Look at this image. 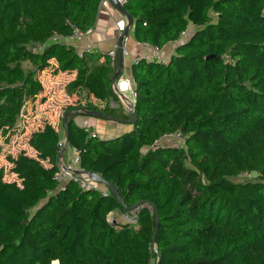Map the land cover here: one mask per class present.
<instances>
[{"label": "trees", "instance_id": "obj_1", "mask_svg": "<svg viewBox=\"0 0 264 264\" xmlns=\"http://www.w3.org/2000/svg\"><path fill=\"white\" fill-rule=\"evenodd\" d=\"M103 1L0 0V137L42 94L38 75L52 60L55 74L76 73L70 95L86 93L65 111L129 118L113 88L118 53L113 65L103 53L80 57L74 45L51 41L75 27L91 31ZM124 7L136 41L174 52L166 63H132L134 129L93 137L71 115L67 147L79 151L80 170L113 182L126 205L146 204L128 211L110 191L59 181L61 136L46 123L28 142L37 158L7 156L16 180L6 181L0 166V264H157L155 246L160 264H264V0ZM175 133L184 146L161 143ZM244 174L255 178L232 180ZM116 212L132 223L110 221Z\"/></svg>", "mask_w": 264, "mask_h": 264}, {"label": "rangeland", "instance_id": "obj_2", "mask_svg": "<svg viewBox=\"0 0 264 264\" xmlns=\"http://www.w3.org/2000/svg\"><path fill=\"white\" fill-rule=\"evenodd\" d=\"M129 39L130 40L128 42V51H131L134 40L132 36H129ZM161 58L162 57H160L159 59ZM155 59H158V58H155ZM53 68L54 66L52 65L51 68L46 69L43 72L39 73L38 78L43 83L44 91L42 92V94H40V96L37 98V100L34 103H28L27 106L24 108L25 111L20 116L15 130L14 132H12V135L9 138L8 136L0 137V166L5 168V180L6 181H14L17 179V176L11 172L12 164L9 163V161L7 160V156L12 155L13 157H17L20 154V152L25 151L27 155L33 158H37L36 151L30 147L28 142H29V139L32 133H34L36 130L42 129V127L46 123L50 122V119L47 118L48 117L47 112H52V115L56 117L54 122L55 124H57L58 128L64 134V129L62 127V119H63V114L66 108L69 106H76L79 100L83 104L86 101L85 92H79L78 94H75L73 96L70 95L68 91L66 90L67 89L66 86H67V83L69 82V79H71V77H67L62 74H55ZM127 76L128 75H125L124 78L127 79ZM120 78L118 79L117 83H119ZM42 95L45 96L44 104H41L40 102L43 97ZM123 95H125L127 99L124 100V98H122L119 95L120 101H121L122 106L125 108V110H127V107L130 104L129 98L132 97V95L130 92H127ZM95 103L98 104L97 101H95ZM100 106L102 107V105ZM112 107L117 108L118 104L115 103L112 105ZM82 118L87 119L89 117L84 116ZM93 119L98 122V125L95 127V129L98 130L97 133L101 138H105V136L106 137L107 136L108 137H118L124 134L125 132H128L134 129V126L130 124H116L114 122H111L105 119H98V118H93ZM84 121L85 120L77 121L78 123L77 125L83 126ZM110 124L115 127H111V129L108 130L107 127ZM106 131H108L109 135H105L104 132ZM7 138H8V141L6 140ZM161 143L165 145L184 146L183 139H178V138L176 139L168 138V139L162 140ZM42 162L45 166L47 167L49 166L47 161H42ZM253 178H255L254 174H244L240 177L232 178V180L236 183H242V182H245ZM109 219L110 221L113 220L114 222H117V223H123V224L132 223L131 218H129L126 215H122L121 213H117V212L111 213L109 216Z\"/></svg>", "mask_w": 264, "mask_h": 264}, {"label": "crops", "instance_id": "obj_3", "mask_svg": "<svg viewBox=\"0 0 264 264\" xmlns=\"http://www.w3.org/2000/svg\"><path fill=\"white\" fill-rule=\"evenodd\" d=\"M120 19H121L120 12L114 7V5L109 0H104L101 4L97 23H96L95 27L91 31L86 33V35L82 39L76 40L77 42L73 39H70V38L66 39L64 42L67 44L75 45L76 49L91 48L93 51H96L99 53H106L107 51L114 48V46L118 43L116 25ZM129 36H132L134 41H133V47H132L131 51H128L129 52L128 56L124 57V68H123L124 75L122 77L123 81L125 80V78H124L125 75H128L127 77L132 75L131 67H132V63H133L134 59L139 58V57H143V56H150L152 59H155V58L159 59L160 57H162L161 59L168 60L170 55H172V53L174 52V49L172 50V47H173V45H172V46H170L171 48H165V49L161 50L160 53H156V51L153 47L146 45V44H143V43H139L138 41L135 40V38L133 36V29H131ZM129 36L127 37V41H126L127 50H128V42L130 40ZM101 61H103V59H101ZM51 64L55 67L56 61L52 60ZM127 72H128V74H127ZM59 74L65 75L67 77H71V79H69V82L67 83V85L70 82H72L76 77V73H71V74L59 73ZM121 86H122V84H121ZM42 96L43 97H42L40 102H41V104H44V102H45L44 97L45 96L44 95H42ZM91 101L95 103V101H97V100L94 97H91ZM95 104H97V103H95ZM113 104H115V103H113ZM57 105H59V104H57ZM125 112L127 113V111H125ZM47 115H48L47 118L50 119L49 123L56 129V131H58L60 133L61 141H63L65 139V131L63 134V132L58 128L57 124H55L54 120L56 117H54L52 115V112H47ZM82 117H84V116H82ZM82 117H80V115H78L74 120L75 123L78 124L77 121L85 120L83 126H79V127L88 128L91 131L97 133L98 130H96L95 127L98 125V122L96 120H94L93 118H90V117L87 119L82 118ZM114 123L120 124L117 122H114ZM111 127H115V126H112L111 124L108 125V127H107L108 130L111 129ZM36 131H38V130H36ZM104 133H105V135H109L108 131H106ZM105 138H110V137L105 136ZM73 156H74L73 148L67 147L63 160L65 162H68L73 158Z\"/></svg>", "mask_w": 264, "mask_h": 264}, {"label": "built area", "instance_id": "obj_4", "mask_svg": "<svg viewBox=\"0 0 264 264\" xmlns=\"http://www.w3.org/2000/svg\"><path fill=\"white\" fill-rule=\"evenodd\" d=\"M119 1L124 6L128 0H119ZM116 27H117V39L119 42V40H120L124 30H125V27H126V19L122 14H121V19L117 22ZM85 35H86L85 33H83L81 30H79L78 28L75 27L73 30V35L70 37V39L80 40ZM181 35H182V37H184L186 35V33H182ZM66 39H68V38H64V37L55 33L53 35V37L51 38V41L59 42V41H65ZM126 41H127V38L124 40V43H123V57H126L129 54V52L126 48ZM146 45H148V44H146ZM149 46H151V45H149ZM44 47H45V45H40L36 48V50L41 52V51H43ZM151 47H153L155 49L156 53L161 52V49H159L158 47H155V46H151ZM91 52H93V50L91 48L78 49V54L80 57H83V55L85 53H91ZM117 53H118V43L114 46V48H112L111 50H109L103 54L109 56L111 61H112V64L114 65V63L116 61ZM142 60H145L147 62L148 61L149 62L156 61V60L161 61L162 63L167 62V60L152 59L150 56H143V57H139V58L134 59L133 63H139ZM122 77L120 78L119 83H117L118 92L120 94L116 90L115 91L118 95H122L123 93L125 94L127 92H130L132 95V97L129 98L130 104L134 105L135 104V98H136L134 78L132 75L130 77H127V79L124 80L125 82H127V86L125 88H123L121 86L122 81H123ZM96 135H97V133L92 132L93 137H96ZM168 138L183 139V137L181 136L180 133H175V134L167 135L162 140H165ZM63 146H64V140L59 143L60 150L62 149ZM73 154H74V156L70 161L65 162L63 160V164L58 162L57 167L59 168V172L57 173V179L59 181H72V182L78 184V186L81 187L82 189H96V190L102 191L104 196H107L109 193V190L108 191L102 190L98 184H96L95 182H92L90 180V178L87 174L79 173V171H82L78 168L80 160H81L80 155H79V151L77 149L73 148Z\"/></svg>", "mask_w": 264, "mask_h": 264}, {"label": "water", "instance_id": "obj_5", "mask_svg": "<svg viewBox=\"0 0 264 264\" xmlns=\"http://www.w3.org/2000/svg\"><path fill=\"white\" fill-rule=\"evenodd\" d=\"M114 7L125 17L126 19V27L125 30L118 42V68L117 71L113 77V88L118 91L117 87V81L123 72L124 68V59H123V43L124 40L129 36L131 29L134 28L135 20L132 15H130L125 7L120 3L119 0H109ZM122 98L127 99L125 95H120ZM127 107V106H126ZM129 113V118H119L115 117L109 114H105L101 111H96V110H78V109H70L64 112L63 114V122H64V130H65V139H64V146L59 152L58 156V162L63 164V157L65 154V151L67 149L68 145V140H69V126H70V121L69 118L71 115H80V116H87L91 118H98V119H105L108 121L112 122H117L120 124H135L138 120L137 113L135 110V106L133 104H129L126 110ZM79 173H85L90 177V180L95 183H101L105 185L108 190L110 191L111 195L115 197L119 203L128 211H132L134 209L139 208L143 204H146V202H137L133 205H126L124 203L123 198L119 194L115 184L113 182H108L104 179L103 176L95 173V172H84V171H79ZM160 220L159 217L157 216V222L154 230V239L153 241L156 242V236L159 228ZM155 253L157 254V264H160V259H161V253L158 251L157 246H155Z\"/></svg>", "mask_w": 264, "mask_h": 264}, {"label": "bare ground", "instance_id": "obj_6", "mask_svg": "<svg viewBox=\"0 0 264 264\" xmlns=\"http://www.w3.org/2000/svg\"><path fill=\"white\" fill-rule=\"evenodd\" d=\"M127 86V82L122 81V87L125 88Z\"/></svg>", "mask_w": 264, "mask_h": 264}]
</instances>
